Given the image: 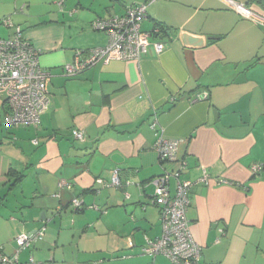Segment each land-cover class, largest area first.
I'll return each mask as SVG.
<instances>
[{"label":"crops","instance_id":"1","mask_svg":"<svg viewBox=\"0 0 264 264\" xmlns=\"http://www.w3.org/2000/svg\"><path fill=\"white\" fill-rule=\"evenodd\" d=\"M143 2L0 0V21L21 29L49 74L36 128L7 126L0 96L1 255L15 253L17 236L41 232L19 264H173L140 253L161 235L151 180L176 168L153 149L161 134L178 140L187 164L180 179L192 184L186 218L200 264H264V23L228 6L264 22V0H157L141 29H160L151 42L165 44L162 53L63 75L77 52L107 45L95 19ZM11 34L0 23V38ZM183 34L202 45H185ZM114 170L128 184L103 188Z\"/></svg>","mask_w":264,"mask_h":264},{"label":"built area","instance_id":"2","mask_svg":"<svg viewBox=\"0 0 264 264\" xmlns=\"http://www.w3.org/2000/svg\"><path fill=\"white\" fill-rule=\"evenodd\" d=\"M156 1L146 0V2L129 6L122 16L95 19L91 26L93 30L107 35V45L77 52L74 61L63 66V75L72 78L97 64H107L113 60L138 61L150 49L155 54L162 53L166 45L151 42V38L160 35V29L154 28L149 32L141 29V23L147 17L148 7ZM228 6L246 18L264 23L242 5L228 2ZM0 23L12 29L10 37L0 38V96L7 108L5 124L7 126H37L41 115L49 107L46 93V81L49 74L40 67L39 52L25 38L21 29L14 26L8 17L3 18ZM73 136L77 140L82 139V133L79 131H73ZM155 136L153 149L157 152L161 166L173 164L176 168L164 169L161 175L151 180L154 186L152 203L159 210L161 235L155 240L146 239L140 247V253L151 258L163 255L173 264H200L201 247L194 241L186 218L190 205L188 194L192 184L180 179L187 164L177 157L178 140L166 138L161 134ZM261 169V165H253L250 173L255 175ZM171 179L176 182L173 195L169 191ZM199 181L202 183L207 181L204 170ZM98 183L103 188L119 189L128 184V182H121L118 170L113 171L109 182L99 180ZM81 205L82 202L78 199L71 202L74 210L80 209ZM41 235L42 233L39 232L33 236L25 234L17 236L14 240L15 253L9 257L0 255V264H19L18 254L37 242Z\"/></svg>","mask_w":264,"mask_h":264},{"label":"water","instance_id":"3","mask_svg":"<svg viewBox=\"0 0 264 264\" xmlns=\"http://www.w3.org/2000/svg\"><path fill=\"white\" fill-rule=\"evenodd\" d=\"M181 39L185 45H189V46H201L202 45V41L200 39L194 38V37L186 35V34H183L181 36Z\"/></svg>","mask_w":264,"mask_h":264},{"label":"trees","instance_id":"4","mask_svg":"<svg viewBox=\"0 0 264 264\" xmlns=\"http://www.w3.org/2000/svg\"><path fill=\"white\" fill-rule=\"evenodd\" d=\"M4 107H5V110H7V108H6V106H5V102H4ZM6 114H7V111H6V113H5V116H6ZM42 116V115H41ZM40 120H41V117H40ZM39 124H40V122H39ZM38 124V125H39ZM37 125V126H38ZM18 126H23V125H18ZM37 126H26V127H34V128H36ZM73 209V208H72ZM74 210V209H73ZM79 210V209H78ZM74 211H77V210H74ZM1 255V254H0ZM3 256H5V255H3ZM9 257V256H8Z\"/></svg>","mask_w":264,"mask_h":264}]
</instances>
